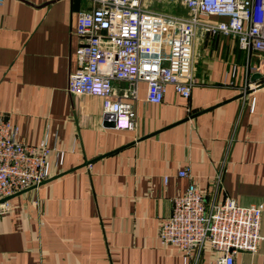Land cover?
Segmentation results:
<instances>
[{"label": "crops", "instance_id": "0c3cea01", "mask_svg": "<svg viewBox=\"0 0 264 264\" xmlns=\"http://www.w3.org/2000/svg\"><path fill=\"white\" fill-rule=\"evenodd\" d=\"M92 8V0H5L0 8V114L25 144L47 143L52 173L0 213V264H184L161 244L159 229L189 183L208 203L264 206V77L242 93L259 73L256 58L233 39L199 36L189 99L168 86L151 105L139 83L135 129L106 128L100 98L67 91L77 18ZM184 168L189 178L177 176ZM259 232L264 237V211ZM213 257L205 244L188 264ZM234 264H264V241Z\"/></svg>", "mask_w": 264, "mask_h": 264}, {"label": "built area", "instance_id": "2783aa9c", "mask_svg": "<svg viewBox=\"0 0 264 264\" xmlns=\"http://www.w3.org/2000/svg\"><path fill=\"white\" fill-rule=\"evenodd\" d=\"M92 1L93 8L77 18V69L69 74L67 91L100 98L103 121L113 122V130L135 129L139 83L146 85V102L151 105L163 102L168 86L181 98H190L199 36L233 39L249 60L256 58L257 71L264 77V0H169L184 6L186 14L152 10L154 0ZM212 17L222 21L212 22ZM258 87L247 82L242 93ZM49 155L46 142L25 144L9 116L0 114V202L50 180ZM63 160L64 154L57 153L54 166L61 167ZM177 176L189 178L188 170L181 169ZM6 205L7 201L0 203V213L7 211ZM263 211L262 204L240 206L231 198L208 203L205 193L189 183L173 200L159 240L176 248L184 264L205 244L214 256L209 264H234L237 253L258 252L264 241L259 232Z\"/></svg>", "mask_w": 264, "mask_h": 264}, {"label": "rangeland", "instance_id": "374dc122", "mask_svg": "<svg viewBox=\"0 0 264 264\" xmlns=\"http://www.w3.org/2000/svg\"><path fill=\"white\" fill-rule=\"evenodd\" d=\"M176 3L169 1V0H154L150 5L149 8L156 11H162L166 13L175 14L176 10Z\"/></svg>", "mask_w": 264, "mask_h": 264}, {"label": "water", "instance_id": "95a60500", "mask_svg": "<svg viewBox=\"0 0 264 264\" xmlns=\"http://www.w3.org/2000/svg\"><path fill=\"white\" fill-rule=\"evenodd\" d=\"M262 78V76L259 74V73H255V74H253L252 75V77H251V81L252 82H255L256 80H258V79H261ZM104 123H103V125H104V127H106V128H113V122H107V121H103ZM12 198V197H11ZM10 198H8V199H6V200H3V201H1L0 203H2V202H4V201H8Z\"/></svg>", "mask_w": 264, "mask_h": 264}]
</instances>
